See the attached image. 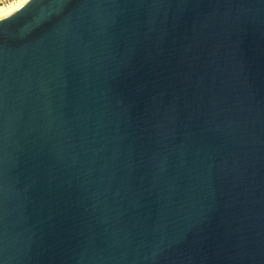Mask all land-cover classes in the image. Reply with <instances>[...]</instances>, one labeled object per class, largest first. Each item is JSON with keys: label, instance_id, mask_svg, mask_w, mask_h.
Returning <instances> with one entry per match:
<instances>
[{"label": "water", "instance_id": "water-1", "mask_svg": "<svg viewBox=\"0 0 264 264\" xmlns=\"http://www.w3.org/2000/svg\"><path fill=\"white\" fill-rule=\"evenodd\" d=\"M0 264H264V0L1 18Z\"/></svg>", "mask_w": 264, "mask_h": 264}, {"label": "bare ground", "instance_id": "bare-ground-1", "mask_svg": "<svg viewBox=\"0 0 264 264\" xmlns=\"http://www.w3.org/2000/svg\"><path fill=\"white\" fill-rule=\"evenodd\" d=\"M29 0H21L18 3L12 5L11 7L0 10V19L7 17L25 5Z\"/></svg>", "mask_w": 264, "mask_h": 264}, {"label": "rangeland", "instance_id": "rangeland-1", "mask_svg": "<svg viewBox=\"0 0 264 264\" xmlns=\"http://www.w3.org/2000/svg\"><path fill=\"white\" fill-rule=\"evenodd\" d=\"M21 0H0V10L11 7L12 5L18 3Z\"/></svg>", "mask_w": 264, "mask_h": 264}]
</instances>
